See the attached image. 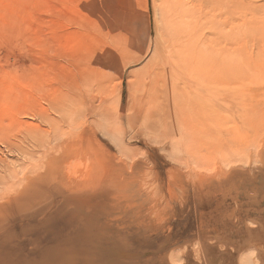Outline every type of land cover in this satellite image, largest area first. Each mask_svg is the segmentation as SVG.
Masks as SVG:
<instances>
[{
    "label": "rangeland",
    "instance_id": "obj_1",
    "mask_svg": "<svg viewBox=\"0 0 264 264\" xmlns=\"http://www.w3.org/2000/svg\"><path fill=\"white\" fill-rule=\"evenodd\" d=\"M124 1L0 0V264H235L264 225V0L174 35Z\"/></svg>",
    "mask_w": 264,
    "mask_h": 264
},
{
    "label": "bare ground",
    "instance_id": "obj_2",
    "mask_svg": "<svg viewBox=\"0 0 264 264\" xmlns=\"http://www.w3.org/2000/svg\"><path fill=\"white\" fill-rule=\"evenodd\" d=\"M166 3L169 5V8H168V13H170L168 15V18H173V22L170 26V33L174 35V33L177 32V29L180 27L177 25V22L176 21V13H177V7H179L180 3L182 2L181 0H165ZM190 2H192L195 6V13L197 14L196 17L194 18V21L192 23H194L195 27L196 28H200L202 27L201 25L203 24V21L206 19L210 24H216L218 22V20H222V16L220 19H218L217 16H213L211 17L208 13V9H213L214 6H219V7H224L226 8L228 11L230 10L231 12H233L232 10L235 9V8H239L240 6H245L247 3L252 5L250 3L251 0H189ZM126 2L127 4V0L124 1ZM165 3V4H166ZM191 4V3H190ZM246 5V6H249V5ZM181 11V10H180ZM209 15V16H208ZM125 18V17H124ZM188 18V17H187ZM191 18V17H189ZM225 20V18H223ZM190 22V21H189ZM180 23V22H179ZM209 24V26H210ZM189 25V23H188ZM191 25V23H190ZM208 25V24H206ZM204 27V26H203ZM212 27V25H211ZM185 28V27H184ZM189 28V27H188ZM186 28V29H188ZM185 29V31H186ZM210 29V28H209ZM179 34V33H178ZM185 34V32H184ZM188 34V33H187ZM186 36V35H185ZM188 36V35H187ZM186 38V37H185ZM184 39V38H183ZM180 40V39H179ZM175 41V40H174ZM179 43V42H178ZM262 221V220H261ZM262 223V222H261ZM261 223L257 226V227H254V228H250V227H247L246 228V231H247V234H243L245 235V237H238L239 239L238 240H232L231 242H229V245L227 248H225L226 250V253H228V255L230 256L229 258L231 259H235V264H264V259L263 257H261L259 251L261 252L260 249V246H259V249H258V244L260 243V245H262V247H264V225H261ZM253 224V223H251ZM255 224V223H254ZM251 226V225H250ZM253 227V226H252ZM220 230V229H219ZM225 233V232H224ZM229 233V232H227ZM226 234V233H225ZM217 235V234H216ZM227 237V236H226ZM215 238V236H214ZM225 238V237H224ZM228 238V237H227ZM226 238V239H227ZM210 239V237H209ZM216 239V238H215ZM214 239V241H215ZM218 239V238H217ZM211 240V239H210ZM209 240V241H210ZM221 240V239H220ZM206 241V240H205ZM260 241L258 244L257 242ZM221 242V241H220ZM253 242H255L257 244H252ZM219 243V242H218ZM214 244V243H213ZM217 245V244H216ZM251 246H254V252L252 251L251 253H247L248 254H242L239 252H241L242 250L246 249L249 250L248 247ZM227 246V245H226ZM225 247V246H224ZM246 247V248H245ZM261 247V248H262ZM220 252H224L223 250L221 251V248L219 249ZM218 250V252H219ZM253 250V249H251ZM250 250V251H251ZM264 252V251H263ZM225 253V252H224ZM245 253V252H243ZM231 259V261H232ZM184 260V259H183ZM198 260V259H197ZM229 260V259H228ZM173 261V260H172ZM178 260H176L177 262ZM175 262V261H174ZM230 262V261H229ZM180 263V262H178ZM177 263V264H178ZM176 264V263H175Z\"/></svg>",
    "mask_w": 264,
    "mask_h": 264
}]
</instances>
